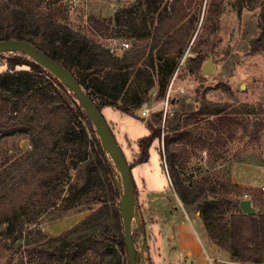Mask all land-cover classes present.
Masks as SVG:
<instances>
[{
	"label": "trees",
	"instance_id": "16d2710c",
	"mask_svg": "<svg viewBox=\"0 0 264 264\" xmlns=\"http://www.w3.org/2000/svg\"><path fill=\"white\" fill-rule=\"evenodd\" d=\"M24 1L0 0V42H28L66 69L100 112L109 106L134 116L152 90L164 99L189 41L180 24L194 3L205 0H145L146 11L157 13L152 30L146 21L136 20L134 6L97 23L109 35L149 38L119 57L64 22L28 12ZM243 1L236 0L238 13ZM250 1L251 9L259 8V35L251 41V50L264 51V0ZM0 57L5 66L0 72V260L10 252V264L23 249L29 264H128L120 177L94 122L71 89L43 66L24 53ZM217 108L203 101L198 111H177L164 123L161 113L154 114L157 126L147 124L149 134L137 140V155L128 165L131 170L146 163L157 140L172 187L184 207L196 205L207 240L229 253L232 262L264 264V212L254 218L239 209L225 216V199L215 194V187L202 184V179L185 181L183 168H178L182 150L201 141L198 137L192 143L197 129L191 127L190 116H216L219 126L236 123L218 115ZM22 141L28 148L20 146ZM132 181L135 193L133 177ZM52 210L58 216L88 215L58 236L44 237L38 231L42 241L31 239L30 228Z\"/></svg>",
	"mask_w": 264,
	"mask_h": 264
},
{
	"label": "rangeland",
	"instance_id": "374dc122",
	"mask_svg": "<svg viewBox=\"0 0 264 264\" xmlns=\"http://www.w3.org/2000/svg\"><path fill=\"white\" fill-rule=\"evenodd\" d=\"M23 5L28 12L64 22L105 47L114 42L117 47L122 42H128L130 49H133L149 41V38L136 39L123 33L109 35L108 30L98 25L112 18L116 12L134 6L136 20L146 21L151 30L157 17V13L146 11L145 0H25ZM253 5L250 0H244L238 13L236 0H205L202 5L194 3L188 12V20L180 24L189 41L165 92V97L169 92L168 107L173 114L177 111L182 115L190 111L196 112L203 101H206L218 107V115L230 116L236 120L234 124L225 122L219 126L216 116H190L188 120L191 127L197 129L192 143L198 137L201 141L187 145L178 160L181 161L178 168H183L181 177L185 181L202 179V184L215 187V194L225 199V216L237 212L238 203L243 199H250L257 213L264 212V200L260 193L264 187V51L251 50V41L259 35V8L251 9ZM209 54L213 56L214 69L210 74L202 75L201 69ZM27 57L32 59L28 55ZM4 69V58L0 57V72ZM156 93L148 94L144 105L133 111L134 116L109 106L101 110L107 123L117 131L114 132L115 142L121 145L126 162L133 160L138 152L137 139L149 133L147 124L157 126L154 114L163 115L165 97L159 99ZM141 109L149 111L145 121L137 116ZM207 121L212 123L208 124ZM110 132L112 133L111 129ZM20 146L28 148L26 141H22ZM104 146L107 150V145ZM159 147L162 149V144L154 141L150 149V161L131 170L136 185L132 198L131 233L138 264H176L170 262L172 259L168 260L174 250L168 228L173 225L172 210L166 204L169 213L165 210L160 216H156L163 205L151 202L144 181L151 175V171L154 173L157 170L156 149ZM161 165L169 187L173 188L163 160ZM114 170L120 177L116 165ZM116 182L118 183L117 180ZM162 183V176L159 175L158 186ZM119 184L120 190L124 192L121 178ZM208 198L212 200L213 194H209ZM175 200L187 215L185 230L197 241L198 255H203L205 259L208 255L215 260L214 264L232 261L229 253L207 240L196 205L184 207L177 195ZM170 206L175 209L172 203ZM154 210L157 212L152 213ZM87 215L85 212H69L58 216L52 210L37 219V227L30 228L33 230L30 238L42 241L38 231L44 237L58 236L73 228ZM218 218L220 215L217 214ZM157 219L160 224L156 223ZM25 234L27 233L24 231L22 236H26ZM3 255L5 257L1 258L0 264H8L10 252ZM28 259L23 249L18 250L10 264H29Z\"/></svg>",
	"mask_w": 264,
	"mask_h": 264
},
{
	"label": "water",
	"instance_id": "95a60500",
	"mask_svg": "<svg viewBox=\"0 0 264 264\" xmlns=\"http://www.w3.org/2000/svg\"><path fill=\"white\" fill-rule=\"evenodd\" d=\"M16 52H22L25 55L30 56L32 60L43 66L51 74H53L56 78H58L66 86H68V88H70L73 94L75 95L79 104L84 109V111L89 115L91 120L94 122L102 146H103V141H105L108 148L107 153L114 162V164L116 165L124 186L123 195L125 197V210L123 212L121 210V214H122V226H123L124 242H125L128 264H137L136 253H135V248L131 233V213L133 211L132 198L134 192L131 170L123 154L119 150V147L115 142L112 133L110 132L109 126L105 118L102 116L101 112L97 109L93 101L87 96V94L79 85V83L76 81V79L58 63L45 56L41 51H39L38 49H36L34 46H32L26 41L0 42V53H16ZM213 69H214L213 56L209 54L208 59L204 62L202 66L201 74L208 75L213 71ZM155 91L156 90H152L151 92L155 93ZM238 207L242 211V213L257 218V209L252 205L250 199L240 200L238 203Z\"/></svg>",
	"mask_w": 264,
	"mask_h": 264
},
{
	"label": "crops",
	"instance_id": "0c3cea01",
	"mask_svg": "<svg viewBox=\"0 0 264 264\" xmlns=\"http://www.w3.org/2000/svg\"><path fill=\"white\" fill-rule=\"evenodd\" d=\"M107 124L108 126H110V129L115 137L114 132H117L115 130V127L109 123ZM117 145L120 146V149H121V145L119 144ZM156 152H157V157H158L157 159L158 161L156 162L157 170H154V173L151 171V175L148 178H146V180L144 181L147 185L148 197L152 200L151 202L155 201L157 203H160V205H163V207L160 209V212L156 216H160L162 211L164 212L165 210L167 211L166 204L169 206L170 210H172L171 216L174 218L173 225H169L168 228H169V234H170L169 237L172 239L173 244H174V250L172 251L173 253L171 252L172 254L169 255L168 260L170 261L172 259L170 262H175L176 264H210L203 255L202 256L198 255L199 245L197 241L193 237L191 238V236L186 233L185 221L186 219H188L187 215L185 211L182 208H180V205L176 203L175 191L173 190V188L169 187V184L164 177V174L162 171L163 169L161 165V159H160V155L157 149H156ZM136 155L137 153L133 156V158ZM150 158H151V154L146 163L150 161ZM127 162L130 163L132 162V160H127ZM159 175L162 176L163 183L158 186ZM171 203L174 205L175 209H172V206H170ZM153 212H157V210L152 211V213ZM167 213H169V211H167ZM156 223L160 224L159 220ZM173 258H175V260H173Z\"/></svg>",
	"mask_w": 264,
	"mask_h": 264
},
{
	"label": "built area",
	"instance_id": "2783aa9c",
	"mask_svg": "<svg viewBox=\"0 0 264 264\" xmlns=\"http://www.w3.org/2000/svg\"><path fill=\"white\" fill-rule=\"evenodd\" d=\"M110 54L115 56V57H119L121 56V54H123L125 51L130 49V44L128 42H122L118 47L116 46V43L114 42V44H110L108 47H106ZM168 96H169V92L167 93L165 99H164V107H163V115H162V123H164L165 119L169 116H172L173 113L171 112L170 108L168 107ZM138 118L142 119L145 121V119H147V117L149 116V111L146 109H141L140 112L138 113ZM260 193L262 194V198L264 200V187L261 188ZM207 261L210 264H214V259L210 258L208 255L206 256ZM224 264H239V263H235L232 261H228V262H224Z\"/></svg>",
	"mask_w": 264,
	"mask_h": 264
},
{
	"label": "bare ground",
	"instance_id": "6f19581e",
	"mask_svg": "<svg viewBox=\"0 0 264 264\" xmlns=\"http://www.w3.org/2000/svg\"><path fill=\"white\" fill-rule=\"evenodd\" d=\"M103 144L105 145L106 143H105V141H103ZM107 150H108V148H107ZM121 207H122V212L125 210V197L123 196V198H122V201H121Z\"/></svg>",
	"mask_w": 264,
	"mask_h": 264
}]
</instances>
